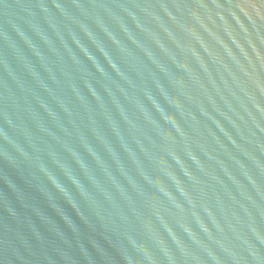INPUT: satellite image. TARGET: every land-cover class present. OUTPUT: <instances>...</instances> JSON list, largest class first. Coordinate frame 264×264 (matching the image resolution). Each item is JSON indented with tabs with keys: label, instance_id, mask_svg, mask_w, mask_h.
<instances>
[{
	"label": "water",
	"instance_id": "1",
	"mask_svg": "<svg viewBox=\"0 0 264 264\" xmlns=\"http://www.w3.org/2000/svg\"><path fill=\"white\" fill-rule=\"evenodd\" d=\"M0 264H264V0H0Z\"/></svg>",
	"mask_w": 264,
	"mask_h": 264
}]
</instances>
